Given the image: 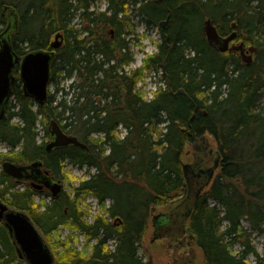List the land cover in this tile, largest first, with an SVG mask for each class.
<instances>
[{"label":"trees","instance_id":"16d2710c","mask_svg":"<svg viewBox=\"0 0 264 264\" xmlns=\"http://www.w3.org/2000/svg\"><path fill=\"white\" fill-rule=\"evenodd\" d=\"M102 1L106 9L97 11ZM6 7L17 18L11 41L20 59L36 50L55 55L45 105L25 95L19 64L13 70L12 98L0 117V142L9 148L0 152V201L32 218L55 264H154L140 254L151 207L185 204L183 164L194 136L213 138L220 160L187 222L200 254L194 264H264L252 237L264 236V0H0V34L8 25ZM168 16L158 50L125 71L134 62L133 42L139 45L142 37L128 36L139 23L158 27ZM208 18L221 36L237 32L236 41L257 48L250 66L237 52L210 45L203 29ZM58 33L64 41L55 50ZM149 71H162L165 86L147 100L137 85ZM73 77L79 79L62 86ZM52 120L92 146L48 152L46 142L38 141V124L48 137ZM95 134L103 139L96 141ZM6 157L18 163L40 159L62 181L66 164L96 172L73 188L72 197L64 190L43 208L31 186L4 174ZM88 195L109 214L88 221L81 209ZM167 218L164 224L171 226ZM63 226L72 230L70 240H53ZM73 235L84 237L85 249L72 243ZM24 260L0 222V264Z\"/></svg>","mask_w":264,"mask_h":264},{"label":"water","instance_id":"95a60500","mask_svg":"<svg viewBox=\"0 0 264 264\" xmlns=\"http://www.w3.org/2000/svg\"><path fill=\"white\" fill-rule=\"evenodd\" d=\"M7 10H9V7L5 8V11ZM168 21L169 18L162 21L160 23V28H166ZM203 29L210 45L216 47L221 52H241L242 56H244L246 52H249L252 55L257 52L256 47H246L244 42H241L240 44L234 43L233 41L237 38V32L222 37L210 18L204 21ZM55 38L57 42H52L51 45L54 48H58L64 41V37L62 34H58ZM232 42L233 44L231 45ZM53 58L54 53L50 50H36L30 51L20 59L13 49L10 36L4 34L0 35V117L4 115L6 105L12 98V87L16 81L13 69L18 64L19 76L25 95L39 105H44L47 102ZM252 62V56H250L245 64L250 66ZM48 130L53 141L48 144L47 150L64 148L71 145L82 148L87 147V145L82 143L76 136L65 134L60 127V124L55 120H52L49 123ZM194 139L195 149L199 148V145L197 144L198 137L194 136ZM201 140L204 141L205 144V137ZM195 165L196 163L194 165L185 164V175L190 183L189 191L186 193L187 200L184 205L179 204L178 209L172 212H181L177 215L180 217L181 225H183V228L187 233H189L187 222L194 203L197 201L199 195L204 189V185L206 184H203L200 181V178L204 179L206 177L211 179L215 168L218 166L216 164L215 168L200 170L198 174H195ZM42 166L43 162L40 160L24 165L17 164L12 158H5L2 164V170L5 175L17 182L34 179V181L38 183L35 187H46L50 190L52 197L57 199L61 194L63 184L60 181L53 182L48 177H42ZM167 217L168 215L165 216V218L162 217V220H165ZM0 222H2L7 228L17 247L19 256L25 259L27 264H55V255L52 249L44 239L40 229L25 211L13 208L0 201Z\"/></svg>","mask_w":264,"mask_h":264},{"label":"rangeland","instance_id":"374dc122","mask_svg":"<svg viewBox=\"0 0 264 264\" xmlns=\"http://www.w3.org/2000/svg\"><path fill=\"white\" fill-rule=\"evenodd\" d=\"M106 6H107L106 1H102L99 4H97L96 10L97 11L105 10ZM139 20L140 19H137V21ZM79 21L80 20H78V22ZM134 22L136 23V20H134ZM148 27L146 26V24L139 23V25L136 27L135 32L128 37L129 39V38H136L135 37L136 35L142 36L141 39H139V45H136L133 42L134 62H132L131 65L128 67V69L131 71L135 70L137 67L139 68L140 66H142L147 56L152 55L155 51L158 50V47H157L158 42H161V35H160L161 30L158 27H150V28ZM52 41L57 42L55 36L52 38ZM240 43H241L240 41H237V44H240ZM72 80L73 78L71 79V81H68L65 83L63 82L62 86L64 85L65 88H67L72 83ZM158 86H165V80L163 79V76L161 77L160 75V78H159V75L154 76L153 71H149L145 73L144 79H142V81L140 82L139 90L143 93V95L147 99H149L151 98V96H153L154 91H156ZM144 91L146 94L144 93ZM62 94H59V96H61ZM71 94H72V91H71ZM70 95L68 97H70ZM43 128H44V125L42 123H39L38 124V131H39L38 141L39 142H42V141L46 142L48 139L44 133ZM118 132L121 134V131L118 130ZM94 138L96 141L100 140V137L98 138L94 137ZM209 140L211 144H214L213 138L209 137ZM8 151H9L8 146L5 143L0 142V152L7 153ZM191 151L194 152L196 150L192 148ZM184 163H187V159L185 160ZM64 170H65V175H67L68 177H67V180L62 181L63 188L68 193L70 192L71 197L73 196L72 195L73 188L76 187L83 179H88L91 174H94L96 172L95 169L89 170L87 169V167L79 168L71 164H66ZM21 187H24V186L21 185ZM51 197H52V194L50 196L49 194L45 193V195L37 196L35 199V202L37 205H41L44 208L45 205L43 204H48ZM81 209L86 213L85 218H87V220L90 222L93 221L94 218L98 214H103V211L102 209L99 208V205L96 199L92 198L91 196H86L84 198V203H82ZM161 209H163V207L159 208V210ZM243 223L246 228H249V224L247 222H243ZM153 232H154V229L149 224L148 235L144 239L141 249H140V254L143 257H145V259H149V256L144 251V244L146 248L150 246L152 239L154 238ZM70 233H73V232L68 227H64V226L60 227L59 230L53 234V240H55L58 237H60L62 240L64 239L70 240L71 238ZM252 237H253V243L257 247L258 252L264 255V236L259 235L257 232H254L252 234ZM71 241L72 243L76 245L78 243L77 247L79 248V250L85 249V246H84L85 239L82 235L78 236V239L76 236H74V238L71 239ZM113 245H114V241L112 240L110 242V246L113 247ZM194 247H195L194 250L196 254V259L198 256L200 258L199 249L196 248L195 244H194ZM236 249H238V247H236ZM61 250L62 249H59L58 251H61ZM150 250H151L150 253H152V248H150ZM86 251L90 252V248H86ZM154 253L156 254V252ZM173 257L175 256L173 255V251L171 250V256H169V254H167L166 252H163L161 254H156V257H153L154 259L152 261L154 262V264H174L172 261ZM253 259H254L253 257H250V260H253Z\"/></svg>","mask_w":264,"mask_h":264},{"label":"flooded vegetation","instance_id":"af4514ba","mask_svg":"<svg viewBox=\"0 0 264 264\" xmlns=\"http://www.w3.org/2000/svg\"><path fill=\"white\" fill-rule=\"evenodd\" d=\"M8 13V25L6 30H12V28L15 26L16 22H17V18L16 15L12 14L10 12V10ZM80 19L76 18L74 22L78 21ZM75 24V23H74ZM5 32V31H4ZM2 32V33H4ZM1 33V34H2ZM12 37V35L10 36V38ZM112 37H114V33H112ZM129 37V36H128ZM234 43H237V41H233ZM233 42L231 43V45L233 44ZM54 49V48H53ZM242 61L244 62L243 57L241 56L240 52H237ZM129 67V66H128ZM126 69V68H125ZM118 75L121 76L122 72H121V68L118 69ZM78 80V77H73L72 80V84L74 83V81ZM118 137L121 139H124L126 136H122L121 134L118 133ZM103 135L100 134H95V137H100L103 139L102 137ZM47 141H46V150L48 147V144L51 143L53 141V138L51 135H49L47 137ZM203 137L198 138L197 140V144L199 145V148H196L194 152H192L191 150L188 151L186 154V159H187V163L195 165V174H198L200 172V170H207L209 168H215V165L217 164L218 166L215 168L214 171V175L211 179L209 178H200V181L205 184L204 185V189L201 192V194L199 195V197L203 194L205 188L209 185L210 182H212V180L214 179V177L216 176L217 173V169L220 166V160H219V155L218 152H216L215 146L214 144H211L210 140L208 138H205V144L204 141H202ZM88 149L89 147L92 146V143L89 139V144H87ZM195 148V147H194ZM54 149L57 148H53L51 150H47L48 152H52L54 151ZM202 150V152H201ZM40 159H36V160H32L30 162H25L22 164H29L31 162L37 161ZM42 161V160H40ZM43 162V161H42ZM43 174L42 177L45 178H49L51 179L53 182L55 181H60L59 179H57L54 175H52L46 168L43 162V166L41 167ZM47 172V174H46ZM191 177V176H190ZM17 182V181H16ZM20 186L23 185L25 187H32L35 192H37L39 195H45L49 194L51 196V192L49 189H47L46 187H35L34 183H37L36 181H34V179H30V180H23L21 182H17ZM189 187L190 185L188 184L187 188L185 187L184 189V196H187V191H189ZM38 195V196H39ZM91 196L92 198L96 199L94 195H88ZM60 197V196H59ZM198 197V199H199ZM53 197L50 198L49 203L51 202ZM197 199V200H198ZM112 199H107V207H111L112 205ZM179 207V204L173 205V206H167L164 207L163 209L159 210V208H156V206H152L151 207V211L150 214H152V219L149 221L150 222V226L153 227L154 232H153V239L152 242L150 244V248H152V253L149 247H145L144 244V251L148 254L149 256V260H153V257H156V254H161L163 252H166L167 254H169V256H171V250L173 251V255L175 257L172 258V261L174 264H194L195 259H196V254H195V247H194V242L192 241V239L189 237V235L186 233V231L183 228V225H181V219L177 214H180L181 212L177 211L175 213H172L173 211L177 210ZM103 214H109L107 213L105 210H102ZM168 215L167 221L168 220H172L173 222L171 223V226H166L164 227V224L161 223L160 221L162 220V217L165 218V216ZM107 217H109L110 215H106ZM161 217V218H160ZM111 221L113 223H116L117 220L116 218H110ZM163 224V225H161ZM155 228L157 229L155 231ZM156 252V254L154 253Z\"/></svg>","mask_w":264,"mask_h":264},{"label":"bare ground","instance_id":"6f19581e","mask_svg":"<svg viewBox=\"0 0 264 264\" xmlns=\"http://www.w3.org/2000/svg\"><path fill=\"white\" fill-rule=\"evenodd\" d=\"M170 16H168V18H169ZM167 18V19H168ZM166 19V20H167ZM163 21H165V20H163ZM216 26V25H215ZM236 25L234 24L233 25V27H235ZM16 24H15V26L12 28V30H6L4 33H2V34H0V35H8V36H11V35H13L14 33H15V31H16ZM158 28L161 30V31H163V32H165V30H166V28H167V26H166V28H160V25L158 26ZM58 34H62V33H58ZM58 34H56L55 36H57ZM63 35V34H62ZM229 36V35H228ZM63 37H64V35H63ZM222 37H226V36H222ZM131 39V38H130ZM135 39V38H134ZM139 39V38H138ZM140 39H141V37H140ZM135 41V40H134ZM62 44H63V42H62ZM61 44V45H62ZM132 44V43H131ZM60 45V46H61ZM52 46V45H51ZM59 46V47H60ZM252 46V45H251ZM58 47V48H59ZM255 47V46H254ZM52 48H54L53 46H52ZM58 48H54L55 50L56 49H58ZM53 52V51H52ZM233 52H235V51H233ZM54 53V52H53ZM241 53V52H240ZM257 53V52H256ZM256 53H254L253 55L252 54H250L249 52H246L245 54H244V56H242L243 57V59H244V63L246 62V60L250 57V56H252V61L254 62V57H255V55H256ZM54 55H55V53H54ZM252 62V63H253ZM138 68V67H137ZM125 71H128V72H131V70H129L128 69V67H126V69H125ZM153 74H154V76H157V75H159V78H160V75H161V77L163 76V72L162 71H159V72H157V71H153ZM164 79V78H163ZM156 80V79H155ZM141 82V81H140ZM140 82H139V84L137 85V88L139 89V87H140ZM145 90V89H144ZM12 91H13V89H12ZM144 93H145V91H144ZM179 93H181V94H184L185 92L184 91H182V90H180L179 91ZM146 94V93H145ZM154 95V94H153ZM153 96H151V98H152ZM151 98H149V99H151ZM147 99V98H146ZM148 100V99H147ZM46 104V103H45ZM44 104V105H45ZM39 105V104H38ZM61 127V126H60ZM62 128V127H61ZM63 130V129H62ZM119 131H121V135L122 136H124L125 134H126V131H125V129L123 128V127H119V129H118ZM64 131V130H63ZM65 133V132H64ZM66 134V133H65ZM68 135V134H67ZM203 137H205V138H207L206 136H203ZM185 164H187V165H191V164H189V163H184L183 164V168H184V177H185V179L187 180V178H186V175H185ZM214 175V174H213ZM189 177H190V175H189ZM191 178V177H190ZM187 182H188V180H187ZM189 183V182H188ZM35 185L36 184H38V183H34ZM190 184V183H189ZM191 214H192V212H191ZM157 229L155 228V231H156Z\"/></svg>","mask_w":264,"mask_h":264}]
</instances>
